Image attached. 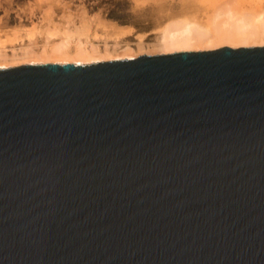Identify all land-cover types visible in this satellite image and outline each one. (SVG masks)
I'll return each instance as SVG.
<instances>
[{"label": "water", "instance_id": "95a60500", "mask_svg": "<svg viewBox=\"0 0 264 264\" xmlns=\"http://www.w3.org/2000/svg\"><path fill=\"white\" fill-rule=\"evenodd\" d=\"M0 264H264V45L0 69Z\"/></svg>", "mask_w": 264, "mask_h": 264}, {"label": "rangeland", "instance_id": "374dc122", "mask_svg": "<svg viewBox=\"0 0 264 264\" xmlns=\"http://www.w3.org/2000/svg\"><path fill=\"white\" fill-rule=\"evenodd\" d=\"M228 11L255 17L264 12V0H0V52L6 54L9 67L23 65L15 64L14 53L24 47L38 53L46 43L52 45L70 32V44L81 40L101 52L107 49L121 55L128 49L134 58L164 54L156 47L164 27L189 20L200 25L209 22L214 30L222 28ZM222 46L233 47L222 44L216 48ZM108 60L114 59L102 61Z\"/></svg>", "mask_w": 264, "mask_h": 264}, {"label": "bare ground", "instance_id": "6f19581e", "mask_svg": "<svg viewBox=\"0 0 264 264\" xmlns=\"http://www.w3.org/2000/svg\"><path fill=\"white\" fill-rule=\"evenodd\" d=\"M225 11L226 9H224V12ZM225 17L226 19L224 23H221L222 28H218L217 26L214 30L211 25L209 26V22H207L208 25H200L193 21L184 20L176 21V23H172V25L167 24L168 26L166 25L167 27H164L161 31L156 47H158L163 53H172L192 50L197 46H203V48L207 49L216 48L222 44H229L233 47L251 44L262 46V44H264V12L255 17H249L246 15L238 16L235 15V13L233 14L229 12ZM66 34L63 35L64 37L62 36V39L60 38V41L57 40L55 43L53 41L54 44L52 43V45L46 43L38 53L33 52L29 47H24L22 50L20 49V52L14 53L12 59L15 60V64L18 62H21L22 64H43L53 62L89 64L107 60L109 58L114 60L121 58L132 59L135 56V54L129 52L128 49H124L128 52L124 51L121 55H114L107 49L101 52L95 47L89 48L87 44L85 45L84 42L76 39L75 44H70V32H66ZM73 35L75 36V34ZM52 36H55V34ZM56 37L57 34L55 38ZM71 37L73 38V36ZM72 44L74 46L71 50ZM5 55L6 54H1L0 52V69L9 67Z\"/></svg>", "mask_w": 264, "mask_h": 264}]
</instances>
